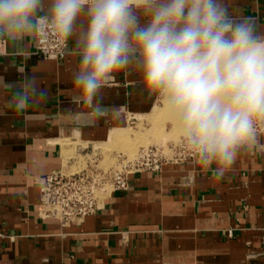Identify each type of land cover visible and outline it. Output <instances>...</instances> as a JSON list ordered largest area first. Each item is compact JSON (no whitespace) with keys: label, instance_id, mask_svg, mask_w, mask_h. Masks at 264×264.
I'll return each mask as SVG.
<instances>
[{"label":"crops","instance_id":"1","mask_svg":"<svg viewBox=\"0 0 264 264\" xmlns=\"http://www.w3.org/2000/svg\"><path fill=\"white\" fill-rule=\"evenodd\" d=\"M227 4L264 31V0ZM35 40L24 54L0 47V264H264V151L258 149L242 151L220 181L195 159L170 163L159 173L132 175L127 191L113 192L80 223L62 226L45 217L40 188L75 157L70 150L112 141L128 116L149 113L158 98H148L135 71L120 72L104 89V116L78 124L76 114L88 105L73 102L74 39L63 60L38 55ZM33 74L47 97L18 113L10 106L15 89L6 85Z\"/></svg>","mask_w":264,"mask_h":264},{"label":"clouds","instance_id":"2","mask_svg":"<svg viewBox=\"0 0 264 264\" xmlns=\"http://www.w3.org/2000/svg\"><path fill=\"white\" fill-rule=\"evenodd\" d=\"M38 33L74 39L78 124L102 118L104 89L132 70L216 181L242 151H264V31L227 0H0V47L27 53ZM6 86L18 113L47 97L35 74Z\"/></svg>","mask_w":264,"mask_h":264},{"label":"built area","instance_id":"3","mask_svg":"<svg viewBox=\"0 0 264 264\" xmlns=\"http://www.w3.org/2000/svg\"><path fill=\"white\" fill-rule=\"evenodd\" d=\"M67 42L62 37L37 34L35 51L38 55L53 60H63L67 51ZM264 131V127L259 130ZM98 148L91 152L75 155L59 170L52 171L40 188V200L43 214L47 218L58 220L62 226L80 223L102 208L105 200L117 191H127L130 177L137 173H159L166 164H180L193 160L194 154L183 140L168 145L142 147L134 157L123 153L115 155V163L109 168L101 166ZM73 161V162H72ZM232 236L233 230L227 231Z\"/></svg>","mask_w":264,"mask_h":264},{"label":"rangeland","instance_id":"4","mask_svg":"<svg viewBox=\"0 0 264 264\" xmlns=\"http://www.w3.org/2000/svg\"><path fill=\"white\" fill-rule=\"evenodd\" d=\"M134 1H139V0H134ZM156 104L157 105L155 106V108L145 115H138L133 118L131 117V115L128 116L127 122L124 126L128 131L127 140H119V141H113V142L108 141L107 143H103L100 145L95 144V148H98L97 151L95 152L98 153V155L100 156V162H101L102 167L109 168L113 166L115 163L114 158L117 153H123L128 157H134L137 154V152L140 150V148L142 147H147L150 145H160L166 148L168 145L173 144V143L176 144L182 140L181 135H178L179 137L173 136V133H175L174 130L176 127L173 124V122L169 120L163 121L161 123L162 133L160 135V133L158 132L157 137L155 136L157 122H155L154 116L156 115L159 109L162 110L163 108V103L159 99ZM263 127L264 126H261L260 129H262ZM170 134L172 135V137H170L171 136ZM161 136L163 137L166 136V138L165 139L160 138ZM150 138L151 139L154 138V139L151 140ZM128 143L135 144V146L133 145V149H129ZM73 151L70 150V153H69L70 156H74V155H77L78 153H81V152L74 153ZM83 152L89 153L91 151H83Z\"/></svg>","mask_w":264,"mask_h":264},{"label":"bare ground","instance_id":"5","mask_svg":"<svg viewBox=\"0 0 264 264\" xmlns=\"http://www.w3.org/2000/svg\"><path fill=\"white\" fill-rule=\"evenodd\" d=\"M160 110V109H159ZM158 110V112L156 113V115L154 116V120H155V122H157V128H156V130H155V136L157 137V133L159 132L160 133V135H161V133H162V125H161V123L163 122V121H167V120H169V121H171V122H173V124L175 125V133H173V136H175V137H177L178 135H180V133H179V131H178V129H177V126H176V124H175V122H174V120L172 119V117L169 115V113L167 112V110H166V108L163 106V108H162V110H160L159 111ZM157 111V110H156ZM128 131H127V129L126 128H119V129H116V130H114V135H113V139H112V141H110V142H113V141H119V140H127L128 139V133H127ZM172 132V131H171ZM159 135V136H160ZM164 135V134H163ZM168 135V134H167ZM166 135V136H167ZM171 135V134H170ZM169 135V136H170ZM166 136H161L160 138H163V139H165L166 138ZM168 137V136H167ZM170 137H172V135L170 136ZM179 137V136H178ZM160 138H158V139H160ZM174 138V137H173ZM151 139V138H150ZM154 138H152L151 140H153ZM162 139V140H163ZM178 139V138H177ZM176 140V139H175ZM131 143V142H130ZM99 145L100 144H103V143H98ZM129 144V143H128ZM133 145L135 146V144H129L128 145V147H129V149H133ZM105 148V147H104ZM66 151V150H65ZM66 152H68V150L66 151ZM69 153V152H68ZM66 155V154H65ZM68 162H69V160L68 161H66V162H64V166L66 167V166H68Z\"/></svg>","mask_w":264,"mask_h":264}]
</instances>
